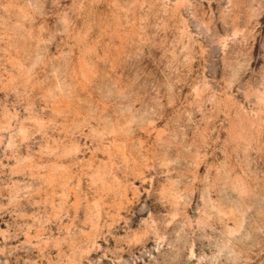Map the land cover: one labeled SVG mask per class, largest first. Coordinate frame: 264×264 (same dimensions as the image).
I'll return each mask as SVG.
<instances>
[{
  "label": "rangeland",
  "instance_id": "374dc122",
  "mask_svg": "<svg viewBox=\"0 0 264 264\" xmlns=\"http://www.w3.org/2000/svg\"><path fill=\"white\" fill-rule=\"evenodd\" d=\"M0 264H264V0H0Z\"/></svg>",
  "mask_w": 264,
  "mask_h": 264
}]
</instances>
